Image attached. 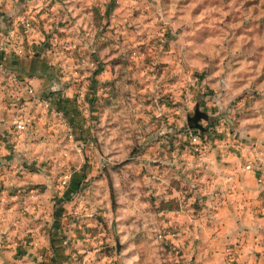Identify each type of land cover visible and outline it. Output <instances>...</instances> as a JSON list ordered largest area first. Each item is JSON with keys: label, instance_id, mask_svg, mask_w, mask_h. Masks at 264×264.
Masks as SVG:
<instances>
[{"label": "crops", "instance_id": "crops-1", "mask_svg": "<svg viewBox=\"0 0 264 264\" xmlns=\"http://www.w3.org/2000/svg\"><path fill=\"white\" fill-rule=\"evenodd\" d=\"M150 6L115 0H0V264H75L73 257L76 264H264V110L255 120L246 112L237 128L223 119L216 129L208 128L202 160L191 151L182 122L155 129L143 158L129 162L132 173L124 180L113 178L115 210L98 195L101 175L74 171L62 189L48 166L38 164L37 100L27 95L25 86L30 83L42 97L48 87L67 86V78L41 73L58 71L56 65L39 61L49 47L51 58L59 55L61 47L50 43L60 37L71 72L77 54L100 68L95 80L100 91L90 119L87 110L78 112L73 92L48 98L55 103L65 97L70 103L61 123L68 147L64 152L69 160L73 153L78 157L73 166L92 165L103 172L116 165L115 158L99 151L107 135L103 105L120 97L115 88L119 54L111 40L130 35L125 27L136 14L130 15ZM19 17L34 20L30 34L17 23ZM57 29L65 32L57 34ZM159 76L157 81L149 75L134 82L145 87L141 91L150 102L147 88L168 84ZM108 86L112 92L104 94ZM179 95L176 121L183 115ZM193 97L190 92V101ZM21 118L32 119L25 131L15 125ZM249 163L253 170L246 169ZM162 201L179 208L167 210ZM93 209L96 214L90 217ZM162 232L169 235L159 239ZM168 245L176 246L180 257H173ZM158 246L165 249L161 256ZM229 249L237 253L231 263Z\"/></svg>", "mask_w": 264, "mask_h": 264}, {"label": "rangeland", "instance_id": "rangeland-1", "mask_svg": "<svg viewBox=\"0 0 264 264\" xmlns=\"http://www.w3.org/2000/svg\"><path fill=\"white\" fill-rule=\"evenodd\" d=\"M115 2H148L151 6L146 10L145 8L134 10L130 15L133 18L136 14V19L125 27L130 31V35H120L119 38L111 40L119 54L115 58L119 66L117 73L119 85L115 88H118L120 97L112 104L106 102L103 105L107 113V126L104 128L107 135L103 150L99 151L104 156L108 155L117 160L114 167L102 172L101 168L92 165L73 166L78 157L73 153L72 159L69 160L68 154L64 152L68 147L61 127L65 109L70 103L64 101L65 97H59L55 103L48 100L54 94L69 90L75 95L74 103L78 106V112L87 110V119H90V115L93 116L91 112H94L95 98L100 91L95 85L100 68L94 66L88 56L83 61L82 57L75 55L71 72L68 68L70 66L68 58L65 52L63 53L66 50L65 43L60 37L53 39V43L50 44H54L55 47L53 45L51 47H61L58 50L59 55L51 58L53 52L52 54L47 52L50 51L49 47L45 53L51 55H46L39 61L53 68L56 65L58 71L46 70L41 73L49 76L55 73L54 76L57 75L58 79L67 78V86L48 87L50 91H46L42 97L36 94L35 87L31 85L34 88L33 101L37 100L35 110L39 118L35 119L38 133L34 134V141L42 146L37 151L38 164L48 166L50 174L55 177L57 185L60 181L62 189L68 185L74 171L84 172L82 175L85 176L101 175L104 180L98 186V195L102 201L104 200V206L110 200L108 206L114 210L117 207L115 202L117 182L113 178L120 177L124 180L125 176L132 173V168L128 167L129 162L143 158L152 143L150 138L155 129L163 125L171 128L180 121L184 134L186 132L187 135L190 130L200 131L192 128L196 124L192 118L199 109L207 115L198 122L204 128L201 132L207 135L208 128L216 129V123L220 119L225 121L226 126L237 128L241 120L245 119L246 112L255 120L259 117L255 114L264 110L262 109L264 0H115ZM119 25L123 31L122 23ZM60 32L63 34L65 31L57 29L56 33L61 34ZM163 33L166 37L161 39ZM62 64H65L64 67ZM114 73L116 74L115 70ZM149 75L152 81H157L162 77L159 75H163L162 80L168 83L166 86L156 87L151 82V88H147L151 102L146 100L147 93L141 91L145 87L134 83L147 80ZM112 89L108 86L104 94L111 93ZM23 91L22 88L21 92ZM190 92L194 94L191 101ZM133 93L136 97L132 96ZM178 94L183 100L181 102L183 115L176 121L173 116L175 107L180 105L175 100ZM76 122L78 123L77 120ZM54 125L56 129H49ZM94 126L91 128L94 129L93 133H96ZM9 136L11 139L12 135ZM3 138L7 139L6 136ZM186 139L184 140L188 142ZM96 211L91 212L95 215ZM160 234L159 239L162 234L169 235L168 232ZM170 246L167 247L174 254L173 257H180L176 246ZM158 250L160 256L162 251L165 252L161 246H158Z\"/></svg>", "mask_w": 264, "mask_h": 264}, {"label": "built area", "instance_id": "built-area-1", "mask_svg": "<svg viewBox=\"0 0 264 264\" xmlns=\"http://www.w3.org/2000/svg\"><path fill=\"white\" fill-rule=\"evenodd\" d=\"M17 23L21 26V28L24 30L25 34H30L34 29H35V24H34V20L33 19H26V18H22L19 17L17 19ZM166 37V34L163 33L162 38ZM0 50L2 52H4V49L1 47ZM15 51H19L18 48H15ZM25 91L26 93L33 97L34 96V88L31 86V84H28L27 86H25ZM29 124H32V119L30 118H21L18 119L15 122L16 128L19 131H25L27 130V127ZM188 135V139L191 142V151L193 152L194 155H196L199 159H203L207 153V149H208V142H207V138L205 136L204 133H202L201 131H196V130H190L187 133ZM246 169L247 170H253V164L249 163L246 165ZM183 209H185V205H183ZM194 212V211H192ZM90 217L94 216L93 212H90L89 214ZM228 257H229V263H231V261L234 259L236 253L235 249H229L227 251ZM73 261L76 264L77 257H73ZM176 264H183L180 262V260H177L175 262Z\"/></svg>", "mask_w": 264, "mask_h": 264}, {"label": "water", "instance_id": "water-1", "mask_svg": "<svg viewBox=\"0 0 264 264\" xmlns=\"http://www.w3.org/2000/svg\"><path fill=\"white\" fill-rule=\"evenodd\" d=\"M206 117H207V115H206L205 113H203V112H201L199 109H197L196 112H195V116L192 118V121H195L196 124H194V125L192 126V128H195V129L200 130V131H204V128H203L201 125H199L198 122H199L201 119H204V118H206ZM118 248H119V247H118Z\"/></svg>", "mask_w": 264, "mask_h": 264}, {"label": "trees", "instance_id": "trees-1", "mask_svg": "<svg viewBox=\"0 0 264 264\" xmlns=\"http://www.w3.org/2000/svg\"><path fill=\"white\" fill-rule=\"evenodd\" d=\"M161 203H162V206L166 207L167 210H168V209H175V208H177V206L174 207L173 205L170 204V203H172V202H165V201H162ZM178 208H179V207H178ZM178 208H177V209H178Z\"/></svg>", "mask_w": 264, "mask_h": 264}]
</instances>
